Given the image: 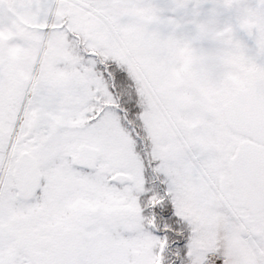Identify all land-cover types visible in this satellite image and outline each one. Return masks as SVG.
<instances>
[{"label":"snow or ice","instance_id":"6c2138e0","mask_svg":"<svg viewBox=\"0 0 264 264\" xmlns=\"http://www.w3.org/2000/svg\"><path fill=\"white\" fill-rule=\"evenodd\" d=\"M164 11L0 0V264H264V122L178 102L158 68L215 79L201 57L234 45L264 94V0Z\"/></svg>","mask_w":264,"mask_h":264},{"label":"flooded vegetation","instance_id":"af4514ba","mask_svg":"<svg viewBox=\"0 0 264 264\" xmlns=\"http://www.w3.org/2000/svg\"><path fill=\"white\" fill-rule=\"evenodd\" d=\"M172 14L170 11L167 13ZM246 19L250 31L257 29L258 18L248 16ZM208 23L211 28L212 21L209 20ZM129 34L137 43L146 39L144 29L140 27L133 26L129 29ZM233 47L217 43L201 57L202 63L211 62L220 68L221 71L215 79H209L201 72L192 70L191 60L184 57L183 53H168L158 65L159 74L168 87L183 89L179 94H174L178 102L197 103L204 114L216 121H224L227 119L229 103L238 93L245 91L248 74L254 71L243 54L234 52ZM173 55L184 59L183 76L174 67H170V58Z\"/></svg>","mask_w":264,"mask_h":264},{"label":"water","instance_id":"95a60500","mask_svg":"<svg viewBox=\"0 0 264 264\" xmlns=\"http://www.w3.org/2000/svg\"><path fill=\"white\" fill-rule=\"evenodd\" d=\"M168 12L170 0H156ZM254 72L248 75L247 89L238 93L230 103L227 119L233 118L247 124L264 122V94H259L254 86Z\"/></svg>","mask_w":264,"mask_h":264}]
</instances>
